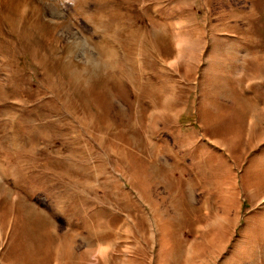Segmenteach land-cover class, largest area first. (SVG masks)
Returning <instances> with one entry per match:
<instances>
[{
	"label": "rangeland",
	"instance_id": "1",
	"mask_svg": "<svg viewBox=\"0 0 264 264\" xmlns=\"http://www.w3.org/2000/svg\"><path fill=\"white\" fill-rule=\"evenodd\" d=\"M0 264H264V0H0Z\"/></svg>",
	"mask_w": 264,
	"mask_h": 264
}]
</instances>
